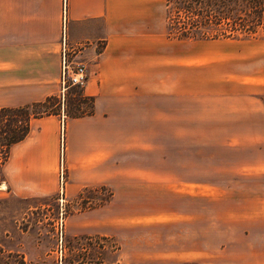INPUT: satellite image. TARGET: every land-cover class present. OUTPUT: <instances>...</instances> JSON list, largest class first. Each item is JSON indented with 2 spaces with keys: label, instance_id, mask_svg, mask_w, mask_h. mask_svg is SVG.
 Wrapping results in <instances>:
<instances>
[{
  "label": "crops",
  "instance_id": "0c3cea01",
  "mask_svg": "<svg viewBox=\"0 0 264 264\" xmlns=\"http://www.w3.org/2000/svg\"><path fill=\"white\" fill-rule=\"evenodd\" d=\"M165 17L163 0H0V108L60 96L61 43L84 47L70 58L84 65L81 95L92 100L91 114L65 118L62 148L60 114L30 122L2 166L0 196L53 197L61 169L66 197L109 186L105 210L164 184L177 232L168 262L264 264V78L207 80L218 63L191 65ZM262 36L224 40L247 53ZM256 59L263 72L264 51Z\"/></svg>",
  "mask_w": 264,
  "mask_h": 264
},
{
  "label": "rangeland",
  "instance_id": "374dc122",
  "mask_svg": "<svg viewBox=\"0 0 264 264\" xmlns=\"http://www.w3.org/2000/svg\"><path fill=\"white\" fill-rule=\"evenodd\" d=\"M262 35L263 32L257 29L251 37L233 41L258 39L261 42ZM167 37L173 41L175 51L184 49L189 52L191 65L218 63L207 69V80L215 74L222 79L231 75L251 76V73L264 78V71H256V64L260 63L256 56L264 51L263 44L244 53L236 51L237 44H228L230 39L212 42L175 40L168 34ZM252 50L253 62L241 59ZM206 52L216 53L217 60L195 59L198 54ZM224 52L228 54L223 55ZM252 67L254 71L250 70ZM195 75V72L191 73V77ZM80 94V88L66 87L60 93L59 105L51 102L47 106L63 115L64 122L66 116L88 110V103L79 102ZM260 96L264 102V87ZM62 135L63 132L59 136L61 142ZM61 172L62 169L59 176ZM97 187L87 188L80 196L79 193L73 198L66 197L62 173L61 196L58 194L59 177L57 193L53 197L20 199L3 192L0 196V264H176L168 262L166 257L168 240L171 243L176 239L177 232L167 227L166 211L170 201L164 184H157V188L150 190L149 186L145 187L141 194L134 192V198L121 201L126 202V207L117 202L109 210L105 207H111L112 199H108L109 193L112 195L111 188L105 186V190L100 191ZM104 198L109 200L108 203L98 206L99 200ZM210 206L207 204V208ZM90 210L100 212L92 220L82 216ZM90 226L92 229L88 230ZM206 235L213 237L210 232ZM178 237L181 238V234Z\"/></svg>",
  "mask_w": 264,
  "mask_h": 264
},
{
  "label": "trees",
  "instance_id": "16d2710c",
  "mask_svg": "<svg viewBox=\"0 0 264 264\" xmlns=\"http://www.w3.org/2000/svg\"><path fill=\"white\" fill-rule=\"evenodd\" d=\"M163 5L167 34L175 40L244 39L251 37L257 29L264 31V0H164ZM79 99V102L88 103V110L66 117L80 118L91 114L92 100L81 94ZM51 102L59 105V97L50 96L42 102L0 108V184L3 182L1 169L9 150L27 136L30 122L59 114L47 106ZM86 190H81L79 196ZM97 190L104 191L105 187L99 186ZM108 201L100 199L98 206Z\"/></svg>",
  "mask_w": 264,
  "mask_h": 264
},
{
  "label": "built area",
  "instance_id": "2783aa9c",
  "mask_svg": "<svg viewBox=\"0 0 264 264\" xmlns=\"http://www.w3.org/2000/svg\"><path fill=\"white\" fill-rule=\"evenodd\" d=\"M83 46H75V47H65L64 43H61L60 48V56H59V85H60V93L66 87H78L82 88L86 81V71L85 67L82 63L74 61L70 58V55L74 56L76 53H79L83 50ZM63 118L64 116H60V125L59 130L60 133L63 132ZM62 148V142H61ZM59 196L62 195V172L59 176Z\"/></svg>",
  "mask_w": 264,
  "mask_h": 264
}]
</instances>
